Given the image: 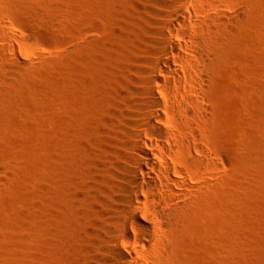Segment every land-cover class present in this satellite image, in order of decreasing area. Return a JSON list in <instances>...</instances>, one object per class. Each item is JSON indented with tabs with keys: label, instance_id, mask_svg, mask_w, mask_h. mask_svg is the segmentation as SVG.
I'll return each mask as SVG.
<instances>
[{
	"label": "rangeland",
	"instance_id": "obj_1",
	"mask_svg": "<svg viewBox=\"0 0 264 264\" xmlns=\"http://www.w3.org/2000/svg\"><path fill=\"white\" fill-rule=\"evenodd\" d=\"M0 13V264H94L159 59L187 73L155 69L189 185L159 240L166 264H264V0H0Z\"/></svg>",
	"mask_w": 264,
	"mask_h": 264
},
{
	"label": "bare ground",
	"instance_id": "obj_2",
	"mask_svg": "<svg viewBox=\"0 0 264 264\" xmlns=\"http://www.w3.org/2000/svg\"><path fill=\"white\" fill-rule=\"evenodd\" d=\"M173 4L172 19L185 25L187 20L180 17V11L183 8L188 12L190 7H183L179 1ZM9 38L8 22L0 13V72L8 69L4 63L9 61L8 48L4 42ZM189 39L194 44H200L202 40L195 34L189 36ZM163 40L165 50L180 60L174 53L176 45L171 36H165ZM186 48L196 59L202 60L203 54L199 49ZM155 69L168 74L169 79L175 83L187 79L185 70L179 72L163 59L157 60L154 68L145 70L148 79L143 92L149 97L145 102L148 113L136 122L140 130L132 133L133 144L127 143L131 152L127 156V164L123 166L125 177L121 189L125 196L121 201L124 205L119 208V214L111 226L106 228L99 252L94 256V264H166L163 252L165 246L159 245V240L175 228L176 218L184 204V191L189 189V185L183 176H177L181 172L174 166L179 162L178 154L184 148V143L175 135L182 124L178 116L173 114V129L163 126L164 118L160 111L164 109V104L154 86L166 89L169 80L158 84ZM197 73L200 75L201 71L197 70ZM196 90L193 89L194 94H197ZM147 124L153 128L150 129ZM149 133L159 136L162 142L154 143L147 137ZM166 137L172 138L174 144L167 142ZM179 204L181 207L177 208Z\"/></svg>",
	"mask_w": 264,
	"mask_h": 264
}]
</instances>
